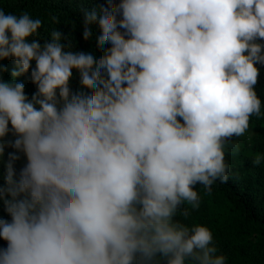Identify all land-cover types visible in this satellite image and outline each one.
<instances>
[{"label":"clouds","instance_id":"obj_1","mask_svg":"<svg viewBox=\"0 0 264 264\" xmlns=\"http://www.w3.org/2000/svg\"><path fill=\"white\" fill-rule=\"evenodd\" d=\"M93 25L76 51L0 9V264H227L191 217L264 118V0H104Z\"/></svg>","mask_w":264,"mask_h":264},{"label":"trees","instance_id":"obj_2","mask_svg":"<svg viewBox=\"0 0 264 264\" xmlns=\"http://www.w3.org/2000/svg\"><path fill=\"white\" fill-rule=\"evenodd\" d=\"M104 0H0V9L6 13L19 15L30 13L33 18H40L43 27L39 30L42 37L49 39L48 33L57 28L64 36L75 42V49L86 50L89 44L97 49L95 29L93 25L92 40L82 37V19L84 10H90L103 3ZM56 16L59 24L50 22V16ZM67 41L62 40V43ZM43 43V41H41ZM7 70L0 73V79H10L14 67L12 60L0 61ZM256 85L258 97L264 103V66ZM24 84L25 93L31 97L35 85L31 83L29 74L17 78ZM72 86L78 83V74L74 72ZM11 139V137H9ZM241 145L239 153L226 154L230 164L227 183L216 182L212 192L206 193L202 186H197L201 195V207L193 211L191 222L207 226L212 232L218 251L227 258V264H264V165L254 166L252 157L258 152H264V118L255 116L250 119V129L238 138ZM11 147L5 148L3 158H0V186L4 185V162ZM24 160L15 162L17 172L23 166ZM0 218L10 219L0 202ZM6 242L0 240V247Z\"/></svg>","mask_w":264,"mask_h":264}]
</instances>
